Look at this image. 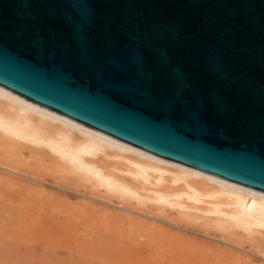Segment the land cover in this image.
<instances>
[{
    "label": "water",
    "instance_id": "water-1",
    "mask_svg": "<svg viewBox=\"0 0 264 264\" xmlns=\"http://www.w3.org/2000/svg\"><path fill=\"white\" fill-rule=\"evenodd\" d=\"M0 85L264 191V0H0Z\"/></svg>",
    "mask_w": 264,
    "mask_h": 264
},
{
    "label": "rangeland",
    "instance_id": "rangeland-1",
    "mask_svg": "<svg viewBox=\"0 0 264 264\" xmlns=\"http://www.w3.org/2000/svg\"><path fill=\"white\" fill-rule=\"evenodd\" d=\"M0 164L16 170L0 168V264H264L263 242L232 248L215 230L101 197L47 147L0 134Z\"/></svg>",
    "mask_w": 264,
    "mask_h": 264
},
{
    "label": "bare ground",
    "instance_id": "bare-ground-1",
    "mask_svg": "<svg viewBox=\"0 0 264 264\" xmlns=\"http://www.w3.org/2000/svg\"><path fill=\"white\" fill-rule=\"evenodd\" d=\"M0 134L49 148L99 196L119 198L121 205L131 201L136 209L156 208L159 221L171 226L198 225L206 236L215 230L220 241L241 250V240L250 247L264 243V191L156 155L2 85ZM0 168L16 171L8 165ZM250 249L246 251L252 253Z\"/></svg>",
    "mask_w": 264,
    "mask_h": 264
}]
</instances>
